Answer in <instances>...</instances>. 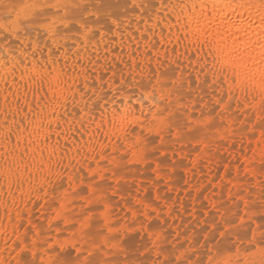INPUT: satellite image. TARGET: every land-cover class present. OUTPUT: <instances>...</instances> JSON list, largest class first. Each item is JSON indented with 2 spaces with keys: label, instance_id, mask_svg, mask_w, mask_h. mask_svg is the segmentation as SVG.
Returning a JSON list of instances; mask_svg holds the SVG:
<instances>
[{
  "label": "bare ground",
  "instance_id": "6f19581e",
  "mask_svg": "<svg viewBox=\"0 0 264 264\" xmlns=\"http://www.w3.org/2000/svg\"><path fill=\"white\" fill-rule=\"evenodd\" d=\"M144 1L142 0V2ZM147 1L150 2V0ZM145 5L146 2L142 4V11L137 8L138 6L133 8L131 11L133 12V22H131L133 24L130 23L131 26L129 25L130 21L126 22L119 18L116 23L118 28L115 31L112 30L114 26L105 29L104 33L97 32V34L91 31L78 47L75 46V49L74 47L71 48L73 50H68V47L66 49H60L57 46L56 48L61 50L59 51L60 56H45V45H41L39 47L40 49H37V52L39 50V54L36 53L35 56L29 50L27 56L28 64L31 65L33 62H36L39 65L42 60H48L50 58L58 71L67 67L69 72L78 77L74 81H69L74 89V93H67L69 98L67 117H70L73 112H80L85 107V102L87 101L88 106L85 112V120H92L94 117L99 122L102 110L97 107V104L102 101L99 99V95L97 97L95 92L93 93L95 88L92 87V82L96 83L99 81L103 84L104 81H107V83H110V87H114L116 84L115 88L123 95V101H127V104L123 103L118 96L119 100H116L115 106L120 108L128 107L130 111L134 109L138 116L140 115V109H143L145 113H149V119H151V113L154 112L158 116L157 123L161 118L159 114L164 108H167L168 110L164 112L162 118L170 123L162 127L153 126L151 129H143L144 136L147 139H143L142 137L143 144L138 150L143 153V156H129L126 163H128L127 166L130 165L125 167L127 169L129 168V172L127 169V172L124 170L123 164L117 168L107 165L104 161H100L97 164L91 155H89L86 163L77 164L73 161L70 169L67 171L62 169L61 171H64L63 179L59 176H53L45 180L43 190L40 188V180L44 174L37 176L35 180H30L27 174H25L23 185H14V189L11 192L5 187L2 194H0V205L7 206L6 208L0 206V264H15L19 258L17 256L19 252L17 243L25 239L31 240L33 238L37 241V244L32 249L36 252V258L39 261H43L44 264H47L53 256L57 255L56 253L49 255L46 251V245L42 244V242L50 239L54 245H59L65 239L64 236L66 235H64V231L68 232L70 230L71 233L75 231L74 233H77L79 237L74 233L72 235L77 236L79 239L76 240L73 238L76 241L72 240L74 241L72 242L69 240L70 242H67L68 239L66 238L67 240L65 239L66 242H63V245L65 247L73 246L76 249L75 252L80 254V256L77 255L80 257V261H82V255L87 254L88 249H91L92 253L96 251L102 252L101 246L95 245L94 240L89 237V233L91 232L88 231L92 230L93 223L97 226L100 223L103 229L102 227L99 229L102 231L108 229L110 234L115 236L114 234H117L118 229L121 228L117 220L123 214L129 223L124 231L129 234V229L135 227L136 230L142 233L141 235L143 237L146 235L149 236L152 241L147 249L152 253L150 257L155 258L156 261L170 260L175 253L178 257L188 260V262L191 261L190 258L193 253L191 255L188 251H185L186 244L189 247L192 243H198L196 237H200L204 231L208 232H204L207 233L205 234L207 238L212 240L213 235L215 238L217 237L215 234L218 235V233L214 232L213 234V230L220 233L225 228L228 229L227 235L230 233L235 234L236 243L239 244V239H245L242 238L244 234L236 229L235 222L238 214L244 205H247L248 210H252L255 204L253 202L259 200L263 195L260 188L264 187V175L259 174L258 170L261 167L260 149L264 148V145L258 146L257 144V141L260 139L259 131L252 132L249 130L251 129V125L248 124V120L251 117L245 116L242 110H234L230 115L224 113L223 116L213 112L215 105L212 101L215 97L213 95L214 86L211 85L210 77H205L198 73L196 67L193 66L195 61H193V65H189V58L184 54L183 45H177L174 38L171 41L167 39V34L171 30L169 29L168 23L163 20V10L159 12L157 10L150 11L154 9L152 2L148 4L149 6L152 5L150 7L151 9L149 8L150 10ZM161 33L165 34L163 44L160 43ZM177 47H179V55L176 52ZM55 52L56 49L54 50V54L58 55ZM77 52L79 56H77ZM165 53H167V58H165ZM15 55H13L14 62L20 59L18 54L17 56L19 58L17 56L14 57ZM81 63L84 65L83 68L80 67ZM73 65L79 71H74ZM52 66L49 65V67ZM23 70L20 67L14 73L15 82H13V75H8L7 85L4 79L0 78V109L6 110L2 101L4 94L8 91V87H11L21 97V100H24L25 89L28 91V101H32L34 96L40 98L41 101L43 100L42 83L37 81L29 84L27 81H22L20 79V73ZM173 75L176 77L175 85L171 79ZM127 85L130 89L135 88L139 96L136 91L132 92L128 88L130 90L129 92L126 87H123ZM101 86L103 87V85ZM101 86L99 84L98 87ZM122 87L124 90L127 89V92L122 91ZM131 92L133 94L136 93L138 97L134 98L135 95H131ZM88 93H90L89 100L86 98L89 95ZM97 93L99 94L98 90L96 91ZM149 93H154V95H149L148 100H144L143 97ZM74 94L77 101L75 105L71 103ZM113 107V105L108 106L109 119H111ZM233 107L235 108V102H233ZM170 109L171 115H169ZM36 111H39V109H36ZM61 111H64L63 106L61 107ZM14 115L15 113L10 112L8 119L11 120ZM19 116L23 118V113H20ZM213 117L215 118L214 124L216 127L210 128L205 126L206 121L212 120ZM3 120V111L0 110V122ZM189 121H191V126H197L199 132H202V130L206 132L203 128L208 129V134L207 132L199 133L195 129L194 132L202 134L200 135L201 137L207 134L206 138L201 139L195 147H191L194 142L190 144L188 141L189 138V140H195L192 137V135L195 136V133L188 132L190 137H188L189 135L187 136L188 138L185 136L187 127L184 125H187ZM182 123L186 129L183 127L178 130L175 125L179 124L181 126ZM197 124L203 126V128L200 127L202 130ZM92 128H95V125ZM182 129L186 130V132L182 131ZM140 130L137 129L138 132ZM214 130L218 131L217 138H215L216 134L212 135L216 133ZM219 136L221 140H219ZM252 136H255L256 139H250ZM170 137L171 139L173 137V140H176L178 143L174 144L175 141H172L174 143L170 142L171 140L168 141ZM157 140L164 150L159 156L157 150L156 153L154 152V149H158V146H155ZM53 143H55V137H53ZM12 146L10 145L9 147ZM217 149L227 152L225 153L227 155H225L222 151V154H224L223 157L226 156V158H220L221 155L219 156L217 154ZM107 151L119 159L123 148L117 145L116 150H113V145L109 143ZM175 155L178 156L179 160L174 163L173 167L171 166L170 170L168 169L170 167L168 159L171 161ZM81 160H83V154L81 155ZM253 161L255 168L252 167ZM65 163H68V161H65ZM181 167L189 175L188 187L180 186V181L178 182V180L174 179V174L176 172L179 173ZM84 168L99 169L102 172V178L101 176H97L94 183H89ZM104 169L107 170L105 171ZM150 171L152 174L149 173ZM68 172L74 173L71 187H69L67 181ZM148 173L152 176L150 177ZM218 173H223L224 176L220 178ZM81 176H84L83 180L80 179ZM147 178L150 179L149 183L151 184H147ZM97 185L99 186L97 187ZM17 188L19 192L15 190ZM66 190L70 194L67 198L64 197ZM204 194H206L209 201H205L202 198ZM176 195H179L178 198ZM61 204L64 205L61 211V218L54 221V209L59 208ZM35 205H37L35 207L36 209L34 208ZM38 209H40L42 214V220L39 218L40 221H37L38 216H36L40 212L37 211V214L35 212ZM85 214L91 217V219H87ZM235 215L237 217H234ZM156 217L162 219V222H165L166 225L168 224L167 226L164 225V228L167 227L166 231L168 232H174L173 234L169 232L170 236L172 235L171 237L166 236V232L161 234L156 231L157 229L160 231L163 229L158 228L161 224L160 222L158 226L156 225L157 229L154 226L157 223H154V220H158L154 219ZM233 217L236 218L234 219L235 221ZM233 222L235 226H233ZM50 223H52L51 228H49ZM56 225H59V227ZM197 225L206 230L203 229L204 231L201 232V229L199 231L201 234L197 235L193 231L195 230L193 229L195 228L194 226L199 229ZM197 229L196 231L198 232ZM208 229L210 230L208 231ZM101 230L99 231L101 232ZM71 233L66 234L68 236ZM130 235H133V233L130 232ZM176 235L178 237L174 239L173 237ZM57 237H60V239ZM143 237L142 241L143 239L146 241L147 238ZM202 237H204V234L200 237V240ZM62 238L64 239L62 240ZM121 238H119L120 241ZM132 238L130 239L132 240ZM223 238L224 243L228 245H224ZM227 238L229 237L226 235L222 237L221 243L219 242L222 246H219V240L208 241L205 240L206 238H203L205 242H209L206 244L204 242L205 248L207 249L206 245L209 244L208 249L215 248L214 250L217 251L219 247L222 248L221 250L225 251L226 249L227 251V248L231 246L230 244L235 242L233 241L235 238L233 239L232 237L233 240L231 238L228 240ZM139 239H141V236ZM117 240L116 238L106 244V247L112 248L113 250L111 251L113 252L108 249L107 252L103 253L104 256L109 251V254L114 253ZM167 240L175 243H171L174 245L175 250L180 249L178 254L176 251L172 253L173 255L170 253L174 249L171 248L170 250L167 245L170 241L168 242ZM203 240H201L202 242L199 243V246L203 244ZM213 242H216V244ZM146 243L145 245L147 247ZM236 243L232 244L236 245ZM120 244L122 245V243ZM194 248H196V245ZM201 248L199 251H203V248ZM57 250L59 249L57 248ZM191 250L193 251L194 249L191 248ZM214 250L212 252L215 254ZM212 252L211 255H213ZM117 253L119 254V252ZM86 254L85 257L88 256ZM198 254L200 257V253ZM204 254L203 251V256H205ZM208 254L206 255L207 257H209ZM95 255L93 256L96 257ZM114 256H117V254ZM114 256H110L105 260L107 262L113 260L112 262L115 263ZM203 256L201 255V257ZM217 257L214 258L217 259ZM206 258H203V260L200 259L204 261ZM197 259L199 258L197 257ZM200 259L198 262H200ZM195 260L193 262L196 264L197 261ZM186 262L184 261V264ZM204 262L207 263L208 261L206 260Z\"/></svg>",
  "mask_w": 264,
  "mask_h": 264
},
{
  "label": "snow or ice",
  "instance_id": "6c2138e0",
  "mask_svg": "<svg viewBox=\"0 0 264 264\" xmlns=\"http://www.w3.org/2000/svg\"><path fill=\"white\" fill-rule=\"evenodd\" d=\"M57 7L56 3H43L42 0H13L12 11L15 12V17L9 13L0 20L2 37L0 78L4 79L7 85L8 75H13L15 82L14 73L22 67L24 70L20 73V79L29 84L39 81L43 90L42 101L37 96L28 101L27 89L24 100H21L11 87H8L7 93L3 96L2 104L6 110L0 109L4 116V120L0 122V194L5 187L11 192L14 185H23L25 174L30 180L44 174L40 180V188L43 190L45 180L53 176L63 179L64 171L70 169L73 161L84 164L88 161L89 155L97 164L104 161L113 168L120 167L128 161L129 156H143L138 150L143 144L142 137L147 139L144 136V128L162 127L170 123L162 118L167 108L159 114L161 118L157 123L158 116L154 112L149 119V113H145L143 109H140L138 116L134 109L130 111L128 107L115 106L118 99L116 95L99 98L102 101L97 104L102 110L99 122L94 117L92 120H85L87 101L80 112H73L67 117L69 104L67 93H74L69 81H74L78 77L69 72L67 67L58 71L50 58L42 60L39 65L36 62L29 65L27 59L29 50L33 56L36 54V49L29 39L31 32L28 29L43 33L47 37L52 31V26L46 25L43 17L46 10ZM161 10L164 13L163 20L168 23L171 30L167 34V39L171 41L174 38L177 45H183L184 54L189 58V65H193L195 61L193 66L198 73L210 77L215 97L212 101L215 105L213 112L223 116L224 113L230 115L234 110H242L245 116L251 117L248 120V124L251 125L249 130L259 131L258 146L264 145V0H159L157 12ZM63 26L67 28L68 24L64 23ZM164 38L165 34L161 33V44ZM10 41L16 42L15 47ZM17 49L23 54V58L13 62L9 52H16ZM176 52L179 55V47ZM52 55L55 54L50 52L49 57ZM72 67L74 71H79L75 65ZM80 67L83 68L84 65L81 63ZM171 79L175 85V75ZM149 95L154 93L145 95L143 99L148 100ZM120 99L127 104L122 97ZM76 102L74 94L71 103L75 105ZM109 105L114 106L111 119L108 115ZM10 112L15 113L11 120L8 119ZM20 113H23V118H20ZM214 119L213 117L212 120L206 121L205 126L216 127ZM93 125L95 128H92ZM175 127L181 129L179 124ZM185 127L191 130V121ZM137 129L141 130L138 132ZM250 139L256 137L252 136ZM109 143L113 145V150H116L117 145L122 146L123 151L119 159L107 151ZM10 145L13 146L9 147ZM260 151L261 167L258 171L264 175V148ZM252 167L255 168L254 161ZM62 169L64 171H61ZM84 171L87 173L89 183H94L97 176L102 178L99 169L84 168ZM73 176L74 173L68 172L69 187L73 182ZM80 179L83 180L84 176ZM15 190L19 192L18 188ZM69 195L66 190L64 197L67 198ZM63 207L61 204L59 208L54 209V221L61 218ZM85 217L91 219L87 214ZM243 222L242 219L241 223ZM51 227L52 223L49 224V228ZM227 234L226 228L220 231L221 237ZM36 244L34 238L17 243L19 258L15 264H36V252L32 250ZM42 244L46 245L49 255L56 253L57 247L60 252L65 248L64 245L54 246L50 239L43 241ZM249 244L251 247L244 250L243 257L239 248L235 252L231 249L226 252L218 249L219 258L214 260L212 255H209L207 264H264V225L260 226L259 239L256 229L251 230ZM211 252L212 249H209V253ZM91 256L92 253L89 252L82 262L78 260L75 264H98L89 259ZM181 259L178 257L175 262L157 260L155 264H180ZM47 264L72 262L53 256ZM199 264L205 262L200 261Z\"/></svg>",
  "mask_w": 264,
  "mask_h": 264
},
{
  "label": "rangeland",
  "instance_id": "374dc122",
  "mask_svg": "<svg viewBox=\"0 0 264 264\" xmlns=\"http://www.w3.org/2000/svg\"><path fill=\"white\" fill-rule=\"evenodd\" d=\"M42 2L43 3H56V4H58V7L56 8V9H50V10H46V15L43 17V20H44V22L46 23V25H51L52 26V31H51V33L47 36V37H45V35L43 34V33H37L36 31H34L33 29H31V28H29L28 29V31L29 32H31V36L29 37V39L32 41V46L33 47H35L36 48V53L37 54H39L38 52H39V50H38V52H37V49H40L39 47L41 46V45H45V50H44V52H45V56H49V53L51 52V53H54V50L56 49V52L58 53V55L57 54H55L56 56H60L61 54H59V51H61L60 49L61 48H63V49H66L67 47H68V50L70 49V50H73V49H71L72 47H74V49H75V46H79L80 45V43L82 42V40L83 39H85L86 38V35L87 34H89L91 31H94V33H104L105 32V29H107L108 27L109 28H112L113 26V28H112V30L113 31H115L117 28H118V26L116 25V23H117V19H119L120 18V20H122L123 19V21H126V22H129V25H130V23L131 22H133V20H132V13L133 12H131L132 10H133V8L134 7H136V6H138L137 8H139V10H141L142 9V4H145V2H146V7H148V9L152 6V5H154V9H149L150 11H153V10H157V8L159 7V0H150V2L149 1H147V0H145L144 2H142V0H42ZM147 2H149V3H147ZM152 2V5H148V4H150ZM12 3H13V0H0V20H2V19H4L5 17H7L8 15H9V13H11L12 14V16H13V18L15 17V12H13L12 11ZM133 5H136V6H133ZM142 11V10H141ZM139 13V12H138ZM121 16V17H120ZM64 23H67L68 24V27L67 28H65L64 26H63V24ZM131 24H133V23H131ZM131 26V25H130ZM97 33V34H98ZM0 39H2V37H0ZM57 39V40H56ZM62 40V41H61ZM69 42V43H68ZM10 43L13 45V47H15V41H10ZM60 45H59V44ZM75 43H77V44H75ZM70 44H72V45H70ZM37 45H39V46H37ZM62 45V46H61ZM57 46H59L60 47V49H57L56 47ZM38 47V48H37ZM58 47V48H59ZM65 47V48H64ZM50 51V52H49ZM0 52H2V49H0ZM55 52V53H56ZM16 54V55H15ZM17 54H18V56H20V59L21 58H23V54L20 52V50L19 49H17L16 50V52H12V51H10L9 52V57H10V59L14 62V59H13V55H15L14 57H16L17 56ZM17 56V57H18ZM19 58V57H18ZM60 61H62L61 59H60ZM66 63H68V62H66ZM99 82V81H98ZM98 82H92V87H94L95 88V90L97 91L98 90V92H99V94L97 93L96 94V91L95 90H93V93L95 92V95L97 96V97H99V98H102V97H104V96H109V98L112 96V95H116V96H119V98L120 97H123V95H121V93H120V91L117 89V88H115V86H116V84H115V86L113 87V86H109V84L110 83H107V81H104L103 82V84L102 83H98ZM108 85H107V84ZM99 84H100V86L101 85H103V87L101 86V87H98L99 86ZM94 85V86H93ZM106 87H105V86ZM82 86V85H81ZM83 87V86H82ZM91 87V88H92ZM96 87H97V89H96ZM124 88L126 87L127 89L129 88L128 87V85L127 86H123ZM122 87V91H126V90H124V88ZM93 88V89H94ZM132 88V87H131ZM114 89H116V90H114ZM130 89V88H129ZM128 89V91L130 92V90H132V92H137V95L139 96V94H138V91L137 90H135V88H133L134 89V91H133V89H130L129 90ZM104 91H105V93H104ZM116 93H115V92ZM127 92V91H126ZM131 92V95H135V97L134 98H136V97H138L137 95H136V93L135 94H133ZM91 93V92H90ZM90 93H88L89 95H87V97L86 98H88V100L90 99L89 97H90ZM112 93V94H111ZM114 93V94H113ZM121 96H120V95ZM99 95V96H98ZM102 95V96H101ZM95 96V97H96ZM119 98L117 99V100H119ZM98 100V99H97ZM135 100V99H134ZM93 101V100H92ZM169 115H171V109L169 110ZM168 113V112H167ZM202 117V116H201ZM198 126H199V128L200 127H202L203 128V126H200L201 124H197ZM185 126V125H184ZM183 126V123H182V125H181V128H183L184 127ZM194 125H192L191 127H193ZM185 128V127H184ZM202 128H200L201 130H202ZM186 129V128H185ZM195 129L197 130L198 128H197V126H194L193 128H191V130H189L188 128L186 129L187 130V132H186V130H184V129H182V131H184V132H186L185 133V136H186V138H188V137H190V135H189V133H192V132H194L195 131ZM203 129H205L206 130V132H207V134H208V129L207 128H203ZM198 131V130H197ZM196 131V132H197ZM189 132V133H188ZM199 132V131H198ZM198 132L197 133H195V136H193L192 135V137L193 138H195V140H193V139H191V140H189L188 139V141H189V143L191 144V142H194V143H192V145H191V147L192 146H196V144H198L200 141H201V139L203 140L204 138H206V135H205V131L204 130H202V132H199V133H203V132H205L204 133V135L205 136H203V137H201L200 135H202V134H198ZM214 132H216V133H213L212 135H214V134H216L215 135V138H217L216 136H217V132L218 131H215L214 130ZM188 133V134H187ZM220 133V132H219ZM183 134V133H182ZM187 134V135H186ZM196 134H198V135H196ZM189 135V136H188ZM211 135V134H210ZM218 135H220V134H218ZM185 136H183V137H185ZM188 136V137H187ZM201 137L200 139L199 138H197V137ZM191 137V138H192ZM186 138H184L185 140H186ZM174 138L172 137V139H171V137H170V139H168V141H170V142H172V141H175V143L174 142H172V143H174V144H176V143H178L176 140H173ZM218 140V139H217ZM219 140H221V137L219 136ZM187 141V140H186ZM156 144H155V146H158V149H154L153 151L156 153V150H157V154H158V156L161 154V153H163L164 152V150H163V147L161 146V145H159L160 144V142H158V140H157V142H155ZM172 143H170L171 145H173ZM189 143H187L189 146H190V144ZM220 148V147H219ZM221 149V148H220ZM220 151V152H219ZM223 151V150H222ZM221 150H219V149H217V154L220 156V158H222L223 156H224V154L225 153H227V152H224V154H222L223 152H222ZM178 155V154H177ZM177 155H175L174 157H173V159H171V161H170V159H168L169 160V163H170V167H168V169H170L171 168V166L173 167V165H174V163L175 162H177L178 160H179V158H178V156ZM225 155H227V154H225ZM190 158H192L191 156H190ZM224 158H226V156L225 157H223L222 159H224ZM228 158V157H227ZM186 160V159H185ZM191 160V159H190ZM227 160V159H226ZM188 161V160H187ZM186 161V162H187ZM127 162V161H126ZM125 162V163H126ZM190 162V161H189ZM125 163L123 164V167H124V170H126L127 168H125V167H128L127 166V164L128 163H126V165H125ZM132 165V164H131ZM136 165V164H135ZM135 165H133V166H135ZM168 166H169V164H168ZM131 168H134V167H131ZM130 168V169H131ZM140 168V167H139ZM223 168V167H222ZM123 170V171H124ZM128 170V172H129V168L127 169ZM127 170H126V172H127ZM171 170V169H170ZM179 170H181L179 173H175V174H178V175H175L174 174V176H175V178H174V176H173V178L175 179V180H178V182H179V184H180V186H182V187H188L189 185V183H188V181H189V175L188 174H186V172H185V170L184 169H182V167H181V169H179ZM178 171V170H177ZM131 172V171H130ZM221 172H222V170H221ZM149 173H151V171L149 172ZM148 173V174H149ZM180 173H182V174H180ZM152 174V173H151ZM219 175V177L221 178V177H223L224 176V174L223 173H218ZM149 176H150V174H149ZM152 176V175H151ZM150 176V177H151ZM149 178V177H148ZM147 178V184H151V183H149L150 182V179H148ZM177 178V179H176ZM181 179V180H180ZM129 180V179H128ZM128 180H127V184H128ZM182 182V183H181ZM130 184V183H129ZM165 187V186H164ZM163 187V188H164ZM165 189V188H164ZM260 191H262L261 193L263 194L262 196H264V187H262V188H260ZM178 196L179 195H176V197L178 198ZM206 197V198H205ZM205 201H209L208 200V198H207V196H206V194H204L203 195V197H202ZM257 201V202H256ZM256 201H254L253 203H255L254 205H253V203H252V205H253V208H252V210H248V208H247V205H244L243 207H242V209H241V211L239 212V214H238V217H237V215H235L234 217H237V219L236 218H234L233 217V220L234 219H236V226H237V228L236 229H238V231L239 232H241L242 234H244V237H242V238H245V239H239L240 241H239V244L238 243H236V236H235V234L233 233H230L229 235H226L227 237H229V238H231L232 239V237H233V239L235 238V240H233V241H235V242H232V243H236V245L235 244H230L231 246H229V247H231V248H229L228 246V248H227V250L228 249H231L233 252H235L236 251V249L237 248H239V250H240V254H241V257H243V254H244V250L245 249H247V248H249V247H251V245L249 244V240L251 239V230L252 229H256V231H257V239H259V230H260V226H262V225H264V214H262V213H264V199H262V197L259 199V200H256ZM192 202V201H191ZM37 205H35L34 206V208L36 207ZM36 209V208H35ZM40 212V213H38V212ZM35 212H36V216H38L37 218H36V216H35V218L37 219V221H40V220H42V217H41V211H40V209H38V210H35ZM39 218H40V220H39ZM154 219H158L157 217L156 218H154ZM218 219V218H217ZM242 219H243V223H241V221H242ZM220 220V219H219ZM155 221V222H154ZM153 222L154 223H156V224H154V226L156 227V225L158 226V223L160 224L159 226H158V228L160 227V228H163L164 229V231H163V229H161V231L159 230V229H157V227H156V231H158V233H165L166 232V236H168V237H171L170 236V234L172 233H174V232H172V231H169L170 232V234H169V232L168 231H166V229H167V227L166 228H164V225L165 226H167L166 225V223L165 222H162V219H158L157 221L156 220H154ZM235 221V220H234ZM117 223L120 225V229H118V233L117 234H114L115 236H112V234H110V231L108 230V229H105V230H101V229H99L100 227H102V229H103V226H101V224L100 223H98V225L99 226H97L95 223H93V226H97L96 228L95 227H93L92 226V230L91 229H89V230H91V231H88V232H91V233H89V237H91L90 239H92V240H94L93 242H94V244L95 245H97V246H101V248H102V252L101 251H96V252H93L92 253V251H91V249H88V253L89 252H91L92 253V256L93 255H95L96 253H98V254H100V255H95L96 257H89V259H92V260H94V261H96V262H98V264H105V262H106V264H116V262H117V264H155V262H156V260H155V258H152V257H150L151 255H152V253L149 251V249H147L149 246H150V244H151V239H150V237L149 236H145L147 239H146V241L143 239V241H142V237H143V235H141L142 233H140V231H138V230H136L135 229V227H132V228H130L129 229V231L131 232V233H133V235H130L129 236V234H130V232H129V234H127L125 231H124V229H126V227L129 225V223H128V219L126 218V216L123 214V215H120V218L117 220ZM165 223V224H164ZM186 225V224H185ZM196 225V224H195ZM195 228H193V229H195V230H193L194 231V233H197V235H199V234H201V232H203L204 230H206L205 228H201V227H199L198 225H197V227H199V229H197L196 228V226H194ZM206 227V226H205ZM207 228H209L208 226H207ZM101 230V232L99 231V230ZM131 229H132V231H131ZM196 229L198 230V232L196 231ZM202 229V231L201 232H199L200 230ZM204 229V230H203ZM133 230H135L134 232H133ZM210 229H208V231H209ZM68 231V230H67ZM71 231V230H70ZM70 231H68V232H66V231H64V235H66V236H64L65 237V239L67 240V242H70V241H72V240H74V241H76L77 239H79L78 237V234L77 233H74L73 231V233L76 235L77 234V236L75 237V235H72L73 233H71ZM100 232V233H99ZM168 232V233H167ZM204 232H207V231H204ZM202 233L201 235H200V237L201 236H203V234H204V237H202L201 238V240H203V238L205 239V240H208V241H218V243L220 242L221 243V240H222V237H221V235H220V233L218 232V231H216L215 232V230H213L212 231V233L214 232V233H218V235H216L215 234V236H217L216 238L214 237V235H213V240L212 239H209V238H207V236L205 235V234H207V233ZM66 233H68V234H70L71 233V235H68L67 236V234ZM213 233V234H214ZM120 234V235H119ZM128 236H127V235ZM139 234V235H138ZM169 234V235H168ZM240 234V233H239ZM242 234H240V235H242ZM195 235V234H194ZM232 235V237H230ZM121 236H122V238H121ZM140 236H141V239H139L140 238ZM235 236V237H234ZM243 236V235H242ZM63 237V236H62ZM132 238V240L130 239V238ZM135 237V238H134ZM139 237V238H138ZM145 237H143V238H145ZM149 237V238H148ZM178 237V235H176L175 237H173L174 239L175 238H177ZM199 237V236H198ZM198 237H196L197 238V240H198V243H192L190 246H192V247H190V249H189V247H188V244H186L185 246H186V248H185V246H184V248H185V251H188V253H190L191 255H192V253H193V255H192V257L190 258L191 259V261H189L188 262V260H185V259H183L182 258V260L180 261V264H184V261H187L186 262V264L188 263V264H195V262H193L194 260H195V258H196V260L195 261H197L196 262V264H199V259L201 258L202 260H203V258H206L207 256V254H208V250L210 249H208V245L209 244H207L206 245V247H207V249L205 248V244L208 242H205L204 240H203V244H204V242H205V244H204V246H203V244H200V246H199V243H201L202 241L200 240V237H199V239H198ZM221 237V238H220ZM58 239H60V237H57ZM72 238V239H71ZM73 238H75V239H73ZM118 239L119 240V238H121V241L119 240V242L120 243H122V245L118 242V240H117V244H116V248H115V251H114V253H111V254H109L110 253V251L111 250H113L112 248H107L106 247V244H108V243H110V242H112L114 239ZM139 239V240H137V239ZM173 238H171V239H173ZM215 238V239H214ZM229 238H227L228 240H229ZM64 238H62V240H63ZM65 239H64V241H62V243L60 242L59 243V245H63V242H66L65 241ZM150 240V242H148L149 240ZM170 239V240H171ZM70 240V241H69ZM170 240H167L168 242L170 241ZM200 240V241H199ZM226 240V239H225ZM231 240V241H232ZM74 241H72V242H74ZM122 241H124V242H122ZM133 241V242H132ZM144 241H145V243L147 244V247H146V245H145V243H144ZM225 241H224V238H223V243H224ZM123 243H124V245H123ZM174 243V242H169V244H167L168 245V247L170 248V250H171V248L172 249H174L173 251H171L170 253L172 254L174 251H176L177 252V254L180 252V249H176L175 250V248H174V245H172V244ZM209 243V242H208ZM214 243V242H213ZM217 243V244H218ZM219 243V244H220ZM230 243V242H229ZM149 244V245H148ZM175 244V243H174ZM214 244H216V242L214 243ZM218 244V245H219ZM54 245V244H53ZM127 245H128V247H127ZM131 245V246H130ZM172 245V246H171ZM195 245H196V248H194L195 247ZM217 245V246H218ZM224 245H228V244H226V243H224ZM234 245V247H232ZM238 245V246H237ZM243 245H244V247H243ZM54 246H57V244L56 245H54ZM119 246V247H118ZM121 246V247H120ZM171 246V247H170ZM216 246V245H215ZM219 246H222V244H220ZM203 248V251H204V255L205 256H203V251L201 250V251H199V249L200 248ZM58 249H59V247H57ZM107 248V249H106ZM121 248H123V249H121ZM125 248H130V249H126L125 250ZM191 248L192 249H194L193 251L191 250ZM201 248V249H202ZM224 248H225V246H224ZM69 249V250H68ZM104 249H106L105 251H104ZM108 249H110V251H109V253L108 254H105V256L103 255V253H105V252H107L108 251ZM117 249V250H116ZM119 249H120V251H119ZM146 249H147V251H146ZM205 249V250H204ZM215 249V248H214ZM214 249H212V251L214 250ZM218 249L219 250H221L222 248H219L218 247ZM127 250H129V251H127ZM134 252H133V251ZM191 250V251H190ZM216 250H217V247H216ZM58 252H56V255L58 256V258L59 259H62V260H65V261H70V262H72V264H75V262H77L78 261V259H79V261H80V255L78 256L77 254L78 253H76L75 251H76V249L72 246H70V247H65L64 248V251L63 252H60L59 250H57ZM104 251V252H103ZM119 252V254L117 253V252ZM122 251V253H120ZM131 251V252H130ZM136 251H137V254H136ZM205 251H207V252H205ZM215 251V250H214ZM221 251H224V250H221ZM111 252H113V251H111ZM115 252H116V254H117V256H114V255H116L115 254ZM225 252H226V249H225ZM88 253L86 254V255H88ZM102 253V254H101ZM135 253V254H134ZM175 253V252H174ZM198 253H200V257L198 256L199 254ZM202 253V254H201ZM216 253H217V251H215V254H214V252H212V257H213V259L215 260V258H216V256H218V255H216ZM85 254H84V256L82 255V259H84V257H85ZM122 254V255H121ZM134 254V255H133ZM151 254V255H150ZM109 255V256H108ZM173 255V254H172ZM172 255H169V256H172ZM190 255V256H191ZM201 255L203 256V257H201ZM209 255H211V253H209L208 254V256ZM216 255V256H215ZM79 258H78V257ZM102 256H104V257H102ZM112 257V256H114L115 258H114V261H115V263H113L112 261H108L107 262V260H105V259H107L108 257ZM135 256H138V257H135ZM174 256H175V258H174ZM177 255H176V253H175V255H173L172 257L173 258H171L170 260L171 261H173V262H175L176 260H177V258H178V256L176 257ZM87 257V256H86ZM97 257H100V258H98L97 259ZM197 257L199 258V259H197ZM215 257V258H214ZM29 258H31V257H29ZM78 258V259H77ZM168 258V257H167ZM170 258V257H169ZM181 258V257H180ZM207 258H209V257H207ZM204 259V261H208V259ZM218 258V257H217ZM81 259V260H82ZM174 259V260H173ZM200 259V261H202ZM167 260V259H166ZM83 261V260H82ZM81 261V262H82ZM168 261V260H167ZM41 262L42 261H39V259H37L36 258V264H41ZM112 262V263H111ZM206 263V262H205ZM207 264V263H206Z\"/></svg>",
  "mask_w": 264,
  "mask_h": 264
}]
</instances>
